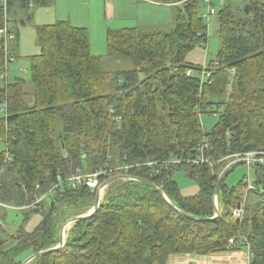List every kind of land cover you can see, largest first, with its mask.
Returning a JSON list of instances; mask_svg holds the SVG:
<instances>
[{
	"label": "trees",
	"instance_id": "trees-1",
	"mask_svg": "<svg viewBox=\"0 0 264 264\" xmlns=\"http://www.w3.org/2000/svg\"><path fill=\"white\" fill-rule=\"evenodd\" d=\"M149 1L181 5L169 31L108 30L109 55L129 61L127 70L109 72L92 53L89 31L69 21L37 27L31 91L16 81L2 84L7 61L0 51V140L7 146L0 152V203L11 207H0V264H23L57 247L63 225L88 213L97 196V189L69 179L77 170L102 169L113 171L102 184L134 179L108 186L97 212L74 224L64 247L30 264H167L175 255L242 249L250 264H264V195L248 191L245 178L229 187L233 168L215 218V189L227 161L188 163L205 139L217 161L264 149V1L247 0L249 14L232 6L218 13L222 45L204 81V68L188 60L209 40L200 0ZM31 2L8 0V14L16 3L28 10L53 0ZM3 10L0 4V17ZM203 114L218 115L209 132ZM253 170L254 184L264 189V165ZM181 171L197 183L196 195L183 194L175 180ZM137 179L161 189L178 211ZM242 204L245 214L237 219L233 209ZM9 211L23 216L13 232Z\"/></svg>",
	"mask_w": 264,
	"mask_h": 264
},
{
	"label": "rangeland",
	"instance_id": "rangeland-1",
	"mask_svg": "<svg viewBox=\"0 0 264 264\" xmlns=\"http://www.w3.org/2000/svg\"><path fill=\"white\" fill-rule=\"evenodd\" d=\"M92 1L93 4H91ZM97 1L98 0H53V3L50 7L42 9L30 8L28 10L22 9L19 3H16L12 7L9 14V23L11 26V31L17 32L18 39L10 40L7 42V44H5L3 42V36L0 34V51L4 48L7 61L6 72L4 74L7 78L2 82V84H9L10 82L14 81L15 77H20L26 80L25 91H31V89H33V84L31 82L32 58L40 53L37 27L54 24L58 21H70L75 26L86 28L89 31L91 37V50L93 55L103 58L106 68L109 72L114 73L116 71L127 70L131 68L129 61L125 59H117L116 57L109 55L106 36L108 30H121V28L131 24L125 21L127 19L133 18L132 15L134 12L132 11V8L128 6L124 0H117V5L114 6L112 13L109 4H112L114 0H102L103 2L101 0L100 2ZM199 3L200 14L208 24L209 38L207 43L200 46L204 47L207 45L208 48L207 50H202L205 53L197 49L198 51L196 50L191 55L198 53V55H200V59H198V61H207V67H214L216 65L215 62L217 61V54L222 45L219 35L218 13L226 6H232L235 9L244 11L245 7L247 6V0H212V8L216 12L210 17H206V14L208 13V7L205 0H200ZM170 9L171 10L160 9L153 10L151 13L148 12L147 15H145L144 21L146 22L147 19L151 20L147 22L151 27L146 26L147 28H145L143 31L153 30L164 32L170 30L172 27L170 28V25H168V16H170L171 11L172 14L175 15L177 12L174 10L177 8ZM28 11L29 13H33V17L26 21V24L23 25L21 21L27 20L28 16H30ZM11 54L14 55V58L13 60L9 61L10 57H13ZM218 119V115L216 114H203L201 115V124L203 128L209 132L217 124ZM6 149V143L3 140H0V152L5 151ZM248 175L251 179V182L254 183L253 167L247 163L237 165L227 176L226 184L229 187H238L241 182H243L244 178L248 177ZM127 177L129 179L132 178L129 176ZM175 180L187 195L195 194L198 190L197 183L190 179L183 171L176 174ZM107 188L108 187H106V189ZM188 189H191V191ZM105 192L102 195V200ZM252 198L253 194L250 195V199ZM93 210L94 207L84 215L91 213ZM22 221L23 216L21 214L15 211H9L7 221V229L9 232L15 231ZM73 226L74 224L71 225L70 229ZM32 227L33 223L29 229L31 230ZM70 229L68 230V233ZM67 238L68 237H66V240ZM28 254L29 252L24 253L22 258H26Z\"/></svg>",
	"mask_w": 264,
	"mask_h": 264
},
{
	"label": "built area",
	"instance_id": "built-area-1",
	"mask_svg": "<svg viewBox=\"0 0 264 264\" xmlns=\"http://www.w3.org/2000/svg\"><path fill=\"white\" fill-rule=\"evenodd\" d=\"M264 1V0H263ZM207 7H208V13L206 14V17H210L215 14V10L212 8V3L211 0H205ZM7 3L8 0H0V4L4 7L3 14L0 17V34L3 36V42L7 44L8 41L10 40H15L16 34L11 31V26L9 23V15L7 11ZM13 60V59H12ZM10 61V60H9ZM216 63V62H215ZM217 65V63H216ZM204 71L202 73V80H206L207 77L211 75L210 72H207V67H203ZM232 73H235L233 70ZM2 79L6 80V76L2 75ZM10 161V157L7 158V162ZM227 161L226 167H229L232 163L234 162H239V161H246L247 164L253 167L255 164L254 161H260V164L264 165V149L260 151H255V152H248L244 154H236L234 156L227 157L222 160H213L212 159V154H211V145L208 139H205L201 145H199L196 156L193 158H190L188 160L189 164H194V165H208L210 167H213L215 164H218L220 162ZM182 160H170V161H163L161 163L154 162L151 163L150 165H170V164H181ZM131 166L125 167V170H129ZM224 169V170H225ZM251 169V168H250ZM157 173L160 172V169L158 168ZM112 170H98L95 172H84L83 170H77L76 174L73 175L70 179L69 182H71L73 185H87L91 189L96 190L97 192H101V196L104 194L106 187H103L105 183H101V179L104 175L112 173ZM249 175H250V170H249ZM245 178V182L248 186V191H259L264 195V189L262 187L256 186L253 182H251L250 177ZM59 187V185L56 186V188ZM218 201V200H217ZM215 201V203L217 202ZM264 201V198H263ZM218 207V203L216 204ZM0 207H5V208H11L5 204L0 203ZM219 209V208H218ZM245 214V205L242 204L239 207H236L233 209V215L237 219H242ZM230 243H234V240H231Z\"/></svg>",
	"mask_w": 264,
	"mask_h": 264
},
{
	"label": "crops",
	"instance_id": "crops-1",
	"mask_svg": "<svg viewBox=\"0 0 264 264\" xmlns=\"http://www.w3.org/2000/svg\"><path fill=\"white\" fill-rule=\"evenodd\" d=\"M31 1H32L31 2V5H32L33 0H31ZM97 2H100V0H98ZM124 2L127 3V5L132 8V11L134 12V14L132 15L133 18L127 19L125 21V22L131 23V24H129L128 26L121 28V29L138 28L140 30H145V28L151 27L147 23L151 20L147 19L146 22L144 21L145 15H147L148 12L151 13L153 10H160V9L171 10L170 8H177L179 5H181V4L163 5V4H158V3H155V2H152L149 0H124ZM105 3H107V2H105ZM91 4H93V1ZM109 5H110V10L113 13V8L115 5H117V0H114V2L112 4H109ZM43 8H47V7H43ZM39 9H42V8H39ZM174 11L177 12V9H175ZM31 14H33V13H31ZM176 15H177V13L175 15H173L172 11H171L170 16H168V25H170V28L173 27V25L175 23ZM31 17H33V15ZM76 27H81V26H76ZM81 28H84V27H81ZM106 38H107V36H106ZM207 48H208L207 45L204 47L200 46V48H198V50H200V51H202L204 49L207 50ZM203 53H205V52H203ZM198 59H200V55H198V53H195V55H190L188 57V60H190L191 62H194L198 65H201L202 67H207L206 66L207 61L200 62V61H198ZM188 190L191 191V189H188ZM198 191H199V188L195 194L187 195L184 192V190H182V192L185 196H194L198 193ZM250 260H251V254H250L249 250L248 249H242L240 251H233V252L212 253V254L207 255V256H198V255H189V254L188 255H175V256H171L169 258L167 264H250Z\"/></svg>",
	"mask_w": 264,
	"mask_h": 264
},
{
	"label": "water",
	"instance_id": "water-1",
	"mask_svg": "<svg viewBox=\"0 0 264 264\" xmlns=\"http://www.w3.org/2000/svg\"><path fill=\"white\" fill-rule=\"evenodd\" d=\"M244 11H245L246 14H249L250 13L249 5H247L245 7ZM31 18H32L31 16H28L27 21L30 20ZM21 23L23 25H25L26 24V20H22ZM32 66H34V65H32ZM14 81L19 82V83H22V84H25L26 83V80L23 79V78H20V77H15L14 78ZM254 162L255 163H260V161H254ZM244 163H246V161L234 162V163H232L229 167H227L222 172L221 176L219 177L218 183L216 185V189H215V201H217L218 193H219V190H220V187H221V184H222L224 178L228 175V173L231 171V169H233L237 165L244 164ZM123 179L126 180V179H129V178L127 176H117V177H114V178L110 179L109 181H107L104 184L103 187H108L112 183H114L116 181H119V180H123ZM130 179H134V178H130ZM137 180H139L140 182H143L145 184L150 185L151 187H153L154 189H156L159 193H161V195L167 200L166 196L164 195V193L162 192L161 189H159L158 187L154 186L153 184H151L150 182H148V181H146L144 179H137ZM101 201H102L101 192H98L97 193V196H96V200H95L94 210L91 213H89L87 215L78 216V217H75L73 219H70L66 224H64V226L62 227L61 232H60V243H59V245L57 247H55L53 249H50V250H47V251H44V252L36 253V254L30 256L29 258H27L23 262V264H30L32 261H34L36 258H38L40 256H44V255L51 254L52 252L57 251V250L63 248L65 246V244H66V238L64 237L66 227L67 226H70L72 224H75L76 222H78V221H80L82 219H86V218L92 217L97 212V210L99 209V207L101 205ZM216 204H217V202H216ZM170 205H171V207L173 209H175V210L178 211V209L173 204L170 203ZM180 213L183 214L186 217L193 218L192 216H189L188 214H185L183 212H180ZM218 216H219V210H218V207L216 206V217L215 218H217Z\"/></svg>",
	"mask_w": 264,
	"mask_h": 264
},
{
	"label": "bare ground",
	"instance_id": "bare-ground-1",
	"mask_svg": "<svg viewBox=\"0 0 264 264\" xmlns=\"http://www.w3.org/2000/svg\"><path fill=\"white\" fill-rule=\"evenodd\" d=\"M71 225L70 226H67V228L65 229V234H64V237H68V230L70 229Z\"/></svg>",
	"mask_w": 264,
	"mask_h": 264
}]
</instances>
